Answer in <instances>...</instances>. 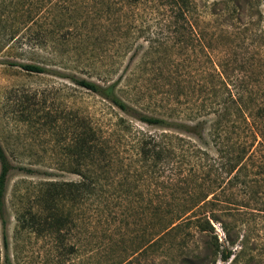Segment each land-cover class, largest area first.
Here are the masks:
<instances>
[{"label": "trees", "instance_id": "1", "mask_svg": "<svg viewBox=\"0 0 264 264\" xmlns=\"http://www.w3.org/2000/svg\"><path fill=\"white\" fill-rule=\"evenodd\" d=\"M63 1L67 33L61 61L69 67L70 57L79 55L82 60L72 65L79 71L98 70L108 51L123 57L142 36L144 40L169 47L170 41L179 45L184 42L183 47L201 41L199 14L193 0ZM151 24L159 26V30H152ZM98 53L102 57L98 58ZM148 54H144L141 63H159L161 59L173 63L177 59L173 52L157 58ZM114 65L112 62L104 71L103 82L64 73L74 84L100 95L126 116L118 115L109 129L81 117L70 146L75 165L70 171L77 173L79 180L45 179L36 185L32 195L21 197L15 211L13 252L6 198L9 174L15 168L27 173L36 170L14 165L0 140V264H25L21 240L33 233H56L62 241L61 234L73 227L88 232L103 224L104 230H110L115 223V227L121 228L124 218L114 221L117 212L112 210L114 204L109 198L112 187L117 188L119 200L135 196L131 199L135 213L136 203L141 202L139 207L146 225L141 239L146 247L177 232L190 235L191 229L208 236L215 230V222L224 225L214 207L224 192V171L227 168L231 173L239 163L253 166L259 147L264 145V87L258 81L263 72H251L254 82L224 83L226 69L211 59L209 67L198 71L205 82L193 89L194 93L206 92L207 97L190 109L176 106L183 103L180 96L185 94L179 74L155 68L156 76L151 79L161 86L172 87V91H164L165 98L176 106H160L162 116L143 112L133 105L151 106L145 101V95L151 92L141 88L131 91L132 75L113 79ZM20 66L30 72H53L37 63H20ZM133 119L157 129L138 127ZM120 135L127 137L123 146ZM252 177L244 178L245 185L254 180ZM238 179L235 172L231 180L237 183ZM230 200L233 199L229 196L223 201ZM91 204L94 206L87 210ZM56 249L61 254L62 246ZM120 260L111 264H120Z\"/></svg>", "mask_w": 264, "mask_h": 264}, {"label": "rangeland", "instance_id": "2", "mask_svg": "<svg viewBox=\"0 0 264 264\" xmlns=\"http://www.w3.org/2000/svg\"><path fill=\"white\" fill-rule=\"evenodd\" d=\"M193 1L202 35L200 42L194 41L196 45L183 47L184 42L179 45L170 41L169 47L144 40L142 36L123 57L108 51L98 70L89 72L72 66L76 60H82L79 55L70 57L69 67L61 61L67 33L63 0H0V140L14 165L36 170L27 173L15 168L9 174L6 198L12 252L16 246L15 211L21 197L32 195L36 185L45 179L79 180L80 176L70 171L75 166L70 146L81 117L109 129L118 115L126 116L100 95L74 84L64 73L103 82L104 71L113 62V79L132 75L131 91L141 88L151 92L145 95L151 106L133 105L143 112L162 116L160 106H175V103L165 98L164 91H172V87L161 86L151 79L156 76L155 68L179 74L185 94L180 96L183 103L176 106L190 109L207 97L206 92L194 93L193 89L205 82L198 71L209 67L211 59L226 69L224 83L254 82L251 72L264 74V0ZM151 29L159 30V26L151 24ZM148 52L155 58L173 52L177 59L173 63L167 59L141 63ZM102 55L98 53L97 57ZM20 63L42 64L53 72H30ZM134 71L137 74H132ZM258 81L264 87V75ZM133 121L146 130L157 129ZM120 138L121 145H125L127 137L120 135ZM255 161L253 166L239 163L231 173L227 168L224 171V192L214 205L224 225L215 222V230L208 236L191 229L190 235L185 236L181 231L144 246L141 237L146 225L139 207L141 202L136 203L135 213L131 208L135 196L119 200L117 188L112 187L109 198L114 204L112 210L117 212L114 221L123 217L121 228L114 223L110 230H104L103 224H98L89 230L93 234H89L73 227L61 234L62 241L56 233H33L21 240L25 249L23 261L25 264H111L120 258V264H264V145L259 147ZM235 172L239 174L237 183L231 180ZM250 175H254V180L245 185L244 178ZM129 181L133 184L132 179ZM160 186L161 182L158 190ZM229 196L232 202L223 201ZM93 206L89 205L87 210ZM58 245L62 246L61 254L56 249Z\"/></svg>", "mask_w": 264, "mask_h": 264}]
</instances>
